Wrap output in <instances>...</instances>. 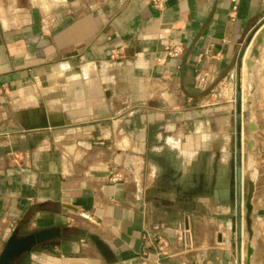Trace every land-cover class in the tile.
Here are the masks:
<instances>
[{"label": "crops", "instance_id": "crops-1", "mask_svg": "<svg viewBox=\"0 0 264 264\" xmlns=\"http://www.w3.org/2000/svg\"><path fill=\"white\" fill-rule=\"evenodd\" d=\"M45 1L0 0V254L22 223L26 236L67 220L77 238L17 264H105L83 232L119 264L156 258L160 239L165 264H247L252 101L264 264V0ZM212 69L215 88L234 78L235 104L199 94Z\"/></svg>", "mask_w": 264, "mask_h": 264}, {"label": "water", "instance_id": "water-1", "mask_svg": "<svg viewBox=\"0 0 264 264\" xmlns=\"http://www.w3.org/2000/svg\"><path fill=\"white\" fill-rule=\"evenodd\" d=\"M264 36H262L259 41V45L262 44ZM258 51L254 53V56L257 57ZM255 94L254 91L251 92V96ZM251 115L249 119V141H248V158H247V177H248V188L246 195V224H247V233L249 236V242L247 246V264H252L253 256L256 250V242L258 240V233L254 229V199L257 191V183L259 178V173L256 168V142L255 134L257 132V123L256 117L253 115L252 101H250ZM34 107L21 109L31 110ZM26 130L34 131L36 130H46L47 126H38L34 128L25 127ZM76 213L79 217L88 220L96 226H100L98 222L93 220L85 212H81L75 208H65ZM70 231L69 228L57 227L54 229H49L37 233H33L26 236H21L19 231H15L7 244L4 247V250L0 254V264H17L18 261L22 260L24 256L32 254L36 249L41 248L46 242L62 239V237ZM81 236L83 241L90 242L98 251L102 260L105 264H119V260L115 253L112 251L111 247L104 241L100 236L96 234H91L88 232H83Z\"/></svg>", "mask_w": 264, "mask_h": 264}, {"label": "built area", "instance_id": "built-area-1", "mask_svg": "<svg viewBox=\"0 0 264 264\" xmlns=\"http://www.w3.org/2000/svg\"><path fill=\"white\" fill-rule=\"evenodd\" d=\"M151 5L152 7L159 11L162 12L165 9V1L164 0H151ZM234 12L237 11V1L234 4L233 7ZM186 53V48L182 45H178V46H171L170 48H168L167 51V56L171 57V58H178L181 55ZM221 56L218 55V57ZM207 56H202V59H205ZM230 78V81H226L222 80L218 86H217V90L215 92V98L212 100H208L206 103L209 105H217V104H221L222 102H226V100H224V93L225 90L228 89V87L231 88V104H235L236 99H235V94H236V87H234L235 85V80L232 76L228 77V79ZM218 76L215 74V72L212 70L206 71V72H202L198 78L197 81V89L200 92H205L208 89H210L216 82H217ZM117 175V174H116ZM118 177L115 176L114 178H112L113 180ZM167 247H168V243H166L164 240H159L158 241V256L156 258H151L149 256V254H144V256L142 257V262L143 264H165L163 262V260L169 256V253L167 252Z\"/></svg>", "mask_w": 264, "mask_h": 264}, {"label": "rangeland", "instance_id": "rangeland-1", "mask_svg": "<svg viewBox=\"0 0 264 264\" xmlns=\"http://www.w3.org/2000/svg\"><path fill=\"white\" fill-rule=\"evenodd\" d=\"M54 1H56V2H62L63 4H67L66 2H67V0H54ZM226 79V81L228 82V81H230V78L228 79V78H224L223 80H225ZM240 87V86H239ZM240 88H242V87H240ZM237 89V88H236ZM216 90H217V88H215V86H212L210 89H208L207 91H205V92H200L199 94H206L207 95V98H206V100H205V102H207L208 100H212V99H214L215 98V92H216ZM252 92V91H251ZM251 92H250V95H251ZM4 94H5V92H4ZM7 94V93H6ZM244 94H246V92H245V89H243L242 90V92H241V97H244ZM224 100H226V102H222L221 104H217V105H208V106H210V107H218V106H231L232 104H231V100H230V97H231V88L230 87H228V89H226L225 90V93H224ZM114 177V176H113ZM75 226L76 225V223L75 222H73V221H71V222H68L67 220H63L62 221V226H60V227H62V228H65V227H69V226ZM37 230V229H36ZM23 232H27L28 234L30 233L29 232V230H23ZM34 233V232H33ZM21 234V233H20ZM75 237L77 238L78 236L77 235H75ZM27 256V255H26ZM24 259L23 260H26V258H25V256L23 257ZM163 262H164V260H163ZM21 263V262H20ZM19 263V264H20Z\"/></svg>", "mask_w": 264, "mask_h": 264}, {"label": "trees", "instance_id": "trees-1", "mask_svg": "<svg viewBox=\"0 0 264 264\" xmlns=\"http://www.w3.org/2000/svg\"><path fill=\"white\" fill-rule=\"evenodd\" d=\"M25 228H26V224L24 222V223H22L21 230H19V232H21L22 234H26L25 232H23V230H25Z\"/></svg>", "mask_w": 264, "mask_h": 264}, {"label": "flooded vegetation", "instance_id": "flooded-vegetation-1", "mask_svg": "<svg viewBox=\"0 0 264 264\" xmlns=\"http://www.w3.org/2000/svg\"><path fill=\"white\" fill-rule=\"evenodd\" d=\"M75 235H67V236L64 235L63 237L76 238Z\"/></svg>", "mask_w": 264, "mask_h": 264}, {"label": "bare ground", "instance_id": "bare-ground-1", "mask_svg": "<svg viewBox=\"0 0 264 264\" xmlns=\"http://www.w3.org/2000/svg\"><path fill=\"white\" fill-rule=\"evenodd\" d=\"M45 2H46V7H47V5H50L49 0H46Z\"/></svg>", "mask_w": 264, "mask_h": 264}]
</instances>
